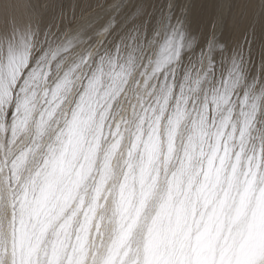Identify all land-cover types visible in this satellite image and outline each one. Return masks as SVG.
Returning <instances> with one entry per match:
<instances>
[{
    "label": "clouds",
    "instance_id": "obj_1",
    "mask_svg": "<svg viewBox=\"0 0 264 264\" xmlns=\"http://www.w3.org/2000/svg\"><path fill=\"white\" fill-rule=\"evenodd\" d=\"M141 4L151 24L143 18L136 23L135 44H129L127 14L111 19L106 0H99L91 5L101 24L95 44L73 49L51 69L50 79L26 86L25 74L11 86L15 96L0 104V181L14 158L27 153L15 173L22 208L15 222L6 202L0 203V240L16 248L21 264H46L47 254L65 245L92 256L127 253L128 264H146L151 255L237 264L244 248L264 243V179L249 185V153L240 154L233 132L247 124L253 146L264 141V42L233 67L238 41L216 33L208 47L189 4ZM56 7V0H4L5 34L13 26L28 28L39 44L46 26L59 27L49 15ZM171 14L181 16L182 40L162 51ZM105 23L110 33L102 30ZM118 36L120 74H112L115 53L108 49L105 74L92 86V62L79 61ZM76 63L49 118L51 90ZM10 110L15 119H6Z\"/></svg>",
    "mask_w": 264,
    "mask_h": 264
},
{
    "label": "snow or ice",
    "instance_id": "obj_2",
    "mask_svg": "<svg viewBox=\"0 0 264 264\" xmlns=\"http://www.w3.org/2000/svg\"><path fill=\"white\" fill-rule=\"evenodd\" d=\"M3 2L4 0H0V19L5 20V25H0V50L3 52V61H0V104L4 103L6 98L11 99L15 96V93L10 91L11 86L18 84L25 74L28 76V80L25 81L26 86L42 78L50 79L51 69L56 67L58 61L62 62V58L71 53L73 49L85 41H87L86 47L91 48L96 42L94 33L98 27H101L100 23L94 22V17L98 13L85 12V5H82L80 6L81 11L78 14L77 4H72L66 8L63 0H61L58 3V7L54 8L49 14L58 19L59 27L56 24H52L51 27L46 26V30L39 34L38 44L37 36L28 28L19 29L13 26L10 33L5 34L7 31V17L3 15ZM106 4L108 9H110L109 16L111 19H115L121 13L127 14L129 44H135L136 23L143 18L149 24L141 0H137L134 5L129 0H106ZM258 7L261 12H264V0H260ZM183 15H186V13ZM173 19L177 26L174 28L172 27ZM168 23L172 31L166 39L162 51L170 47L173 40L178 42L182 40L183 21L181 16L171 14ZM225 23L226 21L221 15L212 24V32L209 34L207 40H205V44L208 47H211L217 39L218 26L219 30L222 31ZM102 30L110 33L112 26L105 23ZM238 31V46L230 57L234 61L233 67H235L236 63H243L245 52L251 54L257 43L264 42V23L260 22L259 13L250 22L246 24L242 22ZM52 33H55V35H52ZM153 34L158 35V33ZM119 40V36L113 43L104 40L100 45V51L97 55L93 56L91 51H89L79 61V63L92 62L96 70L95 79L90 81L92 86L98 83L105 74L104 54L108 49H111L112 53H115V57L111 63L113 64V69H116V62L119 60ZM37 47L40 48V53H37ZM36 56L39 57L38 61L34 59ZM129 59H134V56L130 55ZM79 63L73 64L70 70L61 73L62 79L51 90V99L46 101L48 108L45 110L49 118L55 116L60 106L59 103H56L60 97V93L71 82L72 74L79 67ZM28 69H31V71L29 72ZM22 70L24 71L22 72ZM119 74V71L116 72V75ZM229 80H231V76ZM232 86L239 87L238 81H233ZM221 87L227 90L224 80L221 82ZM241 96H243V92H241ZM23 105L27 107L28 100H24ZM10 108L14 109V106L10 105ZM8 117H12L11 110L7 113L6 119ZM12 119H15V117H12ZM233 132L241 140L238 146L240 154L249 153L247 156L248 169L246 178L250 186H255L258 180L264 179V141H257L253 146L251 128L247 124L243 128L234 129ZM231 138L230 136L229 139ZM225 151L229 152L227 147H225ZM241 155H237V163H239ZM214 157L215 153L213 154ZM26 159L27 153L18 154L10 165L11 171L9 175L3 181H0V203L6 202V206L11 210L14 222L17 214L22 212L21 203L18 198L19 193L15 186V173L17 170L23 168ZM6 166L8 165L6 164ZM9 259L11 260V264H21V259L16 248L14 246L10 248L8 244L0 240V264H5V261ZM46 264H128V262L127 253L106 252L104 254L97 253L96 256H92L87 250L81 252L75 247L65 245L53 248L46 256ZM146 264H211V262L200 258L191 261L186 259L176 260L170 257L161 259L160 257L151 255ZM237 264H264V243H255L244 248L237 260Z\"/></svg>",
    "mask_w": 264,
    "mask_h": 264
},
{
    "label": "bare ground",
    "instance_id": "obj_3",
    "mask_svg": "<svg viewBox=\"0 0 264 264\" xmlns=\"http://www.w3.org/2000/svg\"><path fill=\"white\" fill-rule=\"evenodd\" d=\"M61 0H56V3H60ZM134 5L137 0H129ZM149 3L160 5L161 3H167L168 0H148ZM177 4H189L191 11V19L197 30L200 31L203 40H207L209 34L212 32L213 21H216L218 16H223L226 23L223 30H218V34H222L226 39L236 42L239 35V26L243 23L250 22L259 13V20L264 23V12H261L258 5L260 0H174ZM65 7H70L72 4H77V13L81 11L80 6L89 5L85 7V12H91V5L99 3V0H63ZM148 19L149 24L151 20ZM175 20L173 19V24ZM119 71V64L117 63L116 69L113 71V75ZM172 79V76H169ZM220 80H224L220 77ZM235 94L233 99H235ZM191 106V101L189 102ZM195 112V109H193ZM209 112H211V105L209 106ZM221 154L223 153V141H221ZM234 157V153L232 154Z\"/></svg>",
    "mask_w": 264,
    "mask_h": 264
}]
</instances>
